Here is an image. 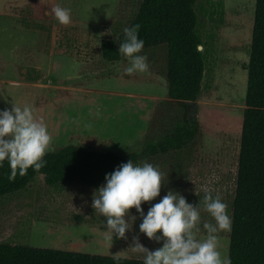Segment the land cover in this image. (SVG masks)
Wrapping results in <instances>:
<instances>
[{
	"label": "rangeland",
	"instance_id": "1",
	"mask_svg": "<svg viewBox=\"0 0 264 264\" xmlns=\"http://www.w3.org/2000/svg\"><path fill=\"white\" fill-rule=\"evenodd\" d=\"M139 1L0 0V110L12 102L32 107L48 126L52 149L73 143L138 154L158 167L164 185L160 196L142 204L145 215L169 190L198 205L207 189L220 195L231 217L257 0L200 1L207 65L192 103L169 97L162 50L144 51L149 71L133 75L125 73V57L103 58L102 39L117 37ZM56 5L71 10L69 25L55 19ZM181 115L201 126L192 145L177 155H145L147 135L159 137ZM97 189L71 184L59 191L39 173L24 191L0 201V241L139 258L144 255L132 250L136 237L149 250L163 246L140 232L143 218L135 208L127 238L108 240L106 218L92 207ZM201 218L204 236L203 223L215 221L202 207ZM230 233H218L228 260Z\"/></svg>",
	"mask_w": 264,
	"mask_h": 264
},
{
	"label": "trees",
	"instance_id": "2",
	"mask_svg": "<svg viewBox=\"0 0 264 264\" xmlns=\"http://www.w3.org/2000/svg\"><path fill=\"white\" fill-rule=\"evenodd\" d=\"M200 1L140 0L125 26H141L138 35L144 48L140 54L149 49L164 52L162 71L168 79L169 97L175 100L196 101L203 87L207 56L206 49L200 48L205 42ZM123 30L117 32L115 41L112 34L102 39V56L107 61L123 58L119 54ZM247 69L246 108L231 205L229 260L231 264H264V0L256 1ZM200 132L195 117L186 120L181 115L172 127L162 129L159 137L147 135L143 153L149 157L183 153ZM139 157L71 143L48 150L46 165L39 172L29 168L26 175L18 174L14 181L9 180L11 169L5 160L0 166V201L24 191L39 173L47 186L59 191L71 184L99 188L106 184L107 174L130 160L139 164ZM113 256L0 241V264H144V258L120 256L117 261Z\"/></svg>",
	"mask_w": 264,
	"mask_h": 264
},
{
	"label": "clouds",
	"instance_id": "3",
	"mask_svg": "<svg viewBox=\"0 0 264 264\" xmlns=\"http://www.w3.org/2000/svg\"><path fill=\"white\" fill-rule=\"evenodd\" d=\"M52 13L60 24L71 23L70 9L56 5ZM140 27L136 24L123 30L119 54L129 63L125 69L128 75L149 71L147 56L140 54L144 48L138 35ZM52 141L47 124L34 114L32 107L12 102L10 109L0 110V166L7 160L10 181L18 174L26 175L29 168L39 172L46 165L44 157ZM163 178L164 174L153 164L147 161L136 164L131 160L106 175V184L94 192L92 203L95 212L106 218V238L111 241L114 235L127 238L126 233L136 219L130 217L131 209L135 208L143 218L140 232L151 240L163 241L162 247L152 251L140 243L139 237L135 238L132 250L144 255V264H231L219 250L218 233L231 231L232 227L227 205L219 194L214 197L206 189L203 200L193 205L183 195L169 190L144 214L142 204L160 196ZM201 207L215 221L203 223L204 236H201ZM113 259L118 261L121 257L116 254Z\"/></svg>",
	"mask_w": 264,
	"mask_h": 264
},
{
	"label": "water",
	"instance_id": "4",
	"mask_svg": "<svg viewBox=\"0 0 264 264\" xmlns=\"http://www.w3.org/2000/svg\"><path fill=\"white\" fill-rule=\"evenodd\" d=\"M200 48H202L201 47V45H200ZM186 102H189V103H192V102H194L193 100H186ZM52 148H50L49 150H51Z\"/></svg>",
	"mask_w": 264,
	"mask_h": 264
}]
</instances>
